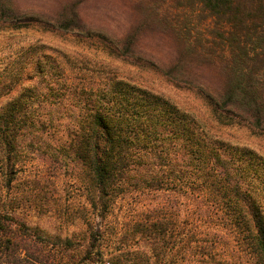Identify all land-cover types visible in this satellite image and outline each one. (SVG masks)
<instances>
[{"label":"trees","instance_id":"trees-1","mask_svg":"<svg viewBox=\"0 0 264 264\" xmlns=\"http://www.w3.org/2000/svg\"><path fill=\"white\" fill-rule=\"evenodd\" d=\"M175 1L201 24L208 21V29L200 33L185 23L178 26L162 14L163 0H0V28L71 34L195 91L217 128L246 127L264 139V0ZM33 67L43 74L38 60ZM60 76L56 120L63 126L62 157L72 158L87 174L88 204L98 222L112 210L115 197L131 189L184 188L191 204L201 205V219L232 229L264 264L263 156L225 143L161 94L115 73L77 83L72 72ZM13 78L0 98L23 87L21 74ZM27 81L23 91L32 95L55 90L54 83L42 89L31 77ZM23 98L17 91L0 105V139L17 127V113L27 104ZM26 118L31 134L33 127L51 122L45 116ZM12 164L7 160L10 175ZM99 225L90 231L95 242ZM45 234L0 212V258L4 264H66L74 250L71 240L52 241ZM96 254L101 257L99 250Z\"/></svg>","mask_w":264,"mask_h":264},{"label":"rangeland","instance_id":"rangeland-1","mask_svg":"<svg viewBox=\"0 0 264 264\" xmlns=\"http://www.w3.org/2000/svg\"><path fill=\"white\" fill-rule=\"evenodd\" d=\"M163 1L162 14L178 26L185 23L200 33L208 29V21L201 24L195 13L178 7L175 0ZM37 60L43 74L33 69ZM61 71L72 72L74 83L101 73H115L161 94L225 143L247 147L264 157L263 138L246 127L217 128L195 91L172 84L160 73L96 49L71 34L31 27L13 30L4 25L0 28V91L3 94L9 89V80L15 74L22 75L19 83L23 87L3 95L0 105L17 91L24 97L22 103L27 104L17 113V127L10 129L6 140L0 139V212L39 228L52 241L55 237L70 239L74 250L69 254L71 259L64 258L66 264H259L232 229L222 228L216 220L201 219V205L191 204L184 188L164 186L154 192L131 189L117 195L112 210L98 222L88 204L87 174L72 158L62 157L63 126L56 120L61 111L57 91ZM29 77L42 89L46 83L56 84L55 90L49 93L45 89L40 96L23 91L28 89ZM42 80L45 83L41 84ZM31 115L41 121L45 116L51 122L33 127L31 134L25 122ZM7 160L15 164L12 175L10 167L5 169ZM99 223L101 236L95 242L90 231H96ZM93 241L94 249L90 248ZM88 256L91 258L84 261ZM3 261L0 258V264Z\"/></svg>","mask_w":264,"mask_h":264}]
</instances>
